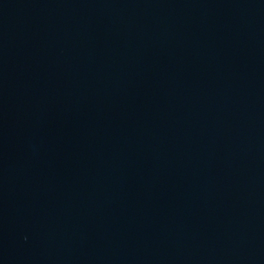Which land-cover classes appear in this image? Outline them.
<instances>
[{"label": "water", "instance_id": "1", "mask_svg": "<svg viewBox=\"0 0 264 264\" xmlns=\"http://www.w3.org/2000/svg\"><path fill=\"white\" fill-rule=\"evenodd\" d=\"M0 264H264V0H0Z\"/></svg>", "mask_w": 264, "mask_h": 264}]
</instances>
